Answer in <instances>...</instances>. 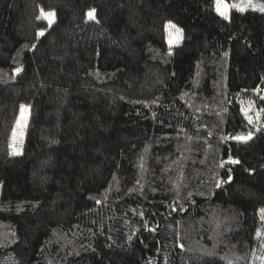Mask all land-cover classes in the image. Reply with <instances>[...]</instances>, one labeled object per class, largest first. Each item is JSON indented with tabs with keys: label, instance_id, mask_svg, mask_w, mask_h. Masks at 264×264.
I'll return each instance as SVG.
<instances>
[{
	"label": "trees",
	"instance_id": "obj_1",
	"mask_svg": "<svg viewBox=\"0 0 264 264\" xmlns=\"http://www.w3.org/2000/svg\"><path fill=\"white\" fill-rule=\"evenodd\" d=\"M225 1L0 0V264H264V0Z\"/></svg>",
	"mask_w": 264,
	"mask_h": 264
},
{
	"label": "rangeland",
	"instance_id": "obj_2",
	"mask_svg": "<svg viewBox=\"0 0 264 264\" xmlns=\"http://www.w3.org/2000/svg\"><path fill=\"white\" fill-rule=\"evenodd\" d=\"M215 6L216 9L219 8L220 12H225L228 16L231 10V5L227 3L225 0H215ZM174 25V27L172 26ZM165 31H166V41L168 45H176L181 41L182 38V31L181 29L172 22H167L165 24ZM29 110L28 107L23 106L20 109V113L18 115V118L16 120L14 130L16 135L15 138L12 136L11 141V149L14 154H19L22 151L21 142L22 139H24L25 136V128L27 123Z\"/></svg>",
	"mask_w": 264,
	"mask_h": 264
},
{
	"label": "snow or ice",
	"instance_id": "obj_3",
	"mask_svg": "<svg viewBox=\"0 0 264 264\" xmlns=\"http://www.w3.org/2000/svg\"><path fill=\"white\" fill-rule=\"evenodd\" d=\"M249 3L251 4V0H249ZM252 7L256 8L260 12H264V5H258V6L257 5H252ZM239 10L241 12H243L245 9H244V7H240ZM217 11H218V14H220L223 18L229 19V16L225 12H220L219 11V8L217 9ZM41 13H42V15H46V17L49 18V23H52L53 22L54 17H55V13L54 12H49V13L45 14V13H43V10H41ZM88 15H89V18L94 19L95 18V16H94V10L93 11H90L88 13ZM172 26L174 27V25H172ZM38 35L39 36H44V32H39ZM17 71L19 72L20 70L17 69ZM15 135H16V133L14 131L13 132V138H15ZM238 139H241V140H245L246 141L248 139H251V135H249L247 137H239ZM231 162L232 163H237V164L239 163L238 160H234V161H231ZM261 213L264 214V209H261ZM262 218H264V215H262Z\"/></svg>",
	"mask_w": 264,
	"mask_h": 264
}]
</instances>
